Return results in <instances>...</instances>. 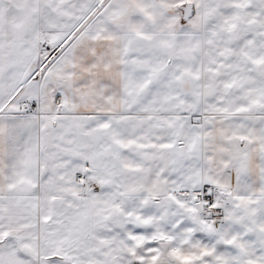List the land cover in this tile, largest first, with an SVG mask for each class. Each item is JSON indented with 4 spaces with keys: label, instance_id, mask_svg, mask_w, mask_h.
<instances>
[{
    "label": "snow or ice",
    "instance_id": "obj_1",
    "mask_svg": "<svg viewBox=\"0 0 264 264\" xmlns=\"http://www.w3.org/2000/svg\"><path fill=\"white\" fill-rule=\"evenodd\" d=\"M0 264H264V0H0Z\"/></svg>",
    "mask_w": 264,
    "mask_h": 264
}]
</instances>
